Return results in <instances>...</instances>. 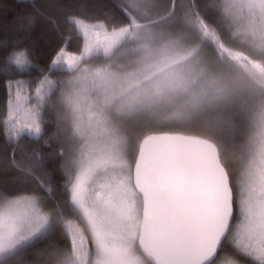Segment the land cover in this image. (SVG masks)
Here are the masks:
<instances>
[{"label":"rangeland","instance_id":"374dc122","mask_svg":"<svg viewBox=\"0 0 264 264\" xmlns=\"http://www.w3.org/2000/svg\"><path fill=\"white\" fill-rule=\"evenodd\" d=\"M121 2L130 25L108 31L100 22L72 18L84 38L82 52L62 50L51 66L69 72L57 110L70 199L86 224L66 225L71 253L58 264H148L138 251L134 154L121 127L135 117L175 121L195 113L220 118L235 136L234 217L226 241L264 264V0H209L220 11L224 34L194 20L210 32L203 30L206 40L186 34L184 19L140 22L160 15L166 0ZM27 86L20 79L11 84L7 121L37 136L42 95L25 94ZM49 223L38 196L0 204V262L43 235ZM213 264L239 263L223 254Z\"/></svg>","mask_w":264,"mask_h":264},{"label":"trees","instance_id":"16d2710c","mask_svg":"<svg viewBox=\"0 0 264 264\" xmlns=\"http://www.w3.org/2000/svg\"><path fill=\"white\" fill-rule=\"evenodd\" d=\"M120 2L0 0V204L21 195L38 196L50 215L49 227L43 235L0 264H58L71 253L66 225L86 229L85 221L70 199L69 156L62 149V125L57 110L60 86L69 72L53 70L51 66L62 50L70 54L82 52L84 38L72 18L88 23L100 22L108 31L130 25V18ZM128 10L134 14L138 12L132 7ZM139 18L141 23L184 19L189 23L186 34L194 33L197 40H206L210 35L204 26L216 28L221 36L224 34L220 11L211 6L209 0H166L160 15L154 19ZM194 20L204 23L202 29L193 26ZM19 79L27 82L25 94L32 96L35 91H40L42 95L36 107L41 128L37 136L19 132L7 121L10 86ZM43 82L49 84L48 89L42 87ZM121 128L133 150L134 162L140 145L149 138L170 135L211 144L228 174L234 207L232 156L236 142L230 127L220 118L195 113L181 120L160 121L148 115L135 117ZM227 237L213 263L224 254L239 264H256L229 247ZM138 251L140 253L139 248Z\"/></svg>","mask_w":264,"mask_h":264},{"label":"water","instance_id":"95a60500","mask_svg":"<svg viewBox=\"0 0 264 264\" xmlns=\"http://www.w3.org/2000/svg\"><path fill=\"white\" fill-rule=\"evenodd\" d=\"M141 199L138 246L149 264H211L234 216L215 148L178 136L146 139L133 169Z\"/></svg>","mask_w":264,"mask_h":264},{"label":"flooded vegetation","instance_id":"af4514ba","mask_svg":"<svg viewBox=\"0 0 264 264\" xmlns=\"http://www.w3.org/2000/svg\"><path fill=\"white\" fill-rule=\"evenodd\" d=\"M144 258V257H143ZM146 261V260H145ZM147 262V261H146ZM148 263V262H147Z\"/></svg>","mask_w":264,"mask_h":264}]
</instances>
